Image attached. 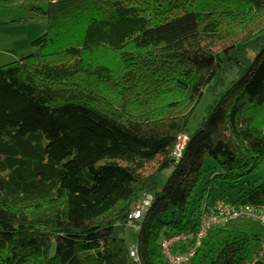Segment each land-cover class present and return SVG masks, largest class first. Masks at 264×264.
<instances>
[{
  "label": "trees",
  "instance_id": "trees-1",
  "mask_svg": "<svg viewBox=\"0 0 264 264\" xmlns=\"http://www.w3.org/2000/svg\"><path fill=\"white\" fill-rule=\"evenodd\" d=\"M23 4L48 28L0 66V264H135L136 224L141 263L169 264L161 240L196 230L215 180L264 209L248 178L264 165V0ZM205 91L218 98L193 131ZM255 222L214 225L188 264H264Z\"/></svg>",
  "mask_w": 264,
  "mask_h": 264
},
{
  "label": "rangeland",
  "instance_id": "rangeland-1",
  "mask_svg": "<svg viewBox=\"0 0 264 264\" xmlns=\"http://www.w3.org/2000/svg\"><path fill=\"white\" fill-rule=\"evenodd\" d=\"M0 66L17 60L21 55L28 53L32 49V41L44 34L48 28L46 19L39 14H35L30 10L28 4H23V0H2L0 2ZM40 4V3H39ZM4 5V6H3ZM46 7L45 2L40 4ZM235 76V70L229 73L228 80ZM222 88H219V91ZM218 98V94H213L209 91H205L204 95L194 110L191 119L189 121V127L191 130L198 128L202 117L206 114V110L210 104H213L214 100ZM215 166L213 159L208 158L204 167V173L200 184L196 190V195L192 199V206H196V215H199L198 199L202 193L203 188L207 180L210 178L209 168ZM171 173V169L166 170L161 177V183H164L166 178ZM251 181L261 182L264 179V165L254 174L248 176ZM227 183L221 180H215L213 182V190L208 197L209 205L219 198L230 196V199H234L236 192L241 185H234L233 187H227ZM230 188L229 194L223 191L224 188ZM206 197L203 199L201 208L205 205ZM227 201V200H226ZM229 202V201H228ZM231 203V202H229ZM203 210V209H202ZM257 230L263 232V226L259 222L254 223ZM138 228L136 226H129L127 229V243L132 245L136 242L138 236ZM256 245V246H255ZM253 248H257V244L254 242Z\"/></svg>",
  "mask_w": 264,
  "mask_h": 264
},
{
  "label": "built area",
  "instance_id": "built-area-1",
  "mask_svg": "<svg viewBox=\"0 0 264 264\" xmlns=\"http://www.w3.org/2000/svg\"><path fill=\"white\" fill-rule=\"evenodd\" d=\"M187 142V135L178 137V142L173 151L176 158L181 157ZM151 201L152 195H147L136 205L130 214V218L132 220L140 219L147 211ZM240 218L258 220L264 230V209H258L252 205L235 206L225 199H217L209 208L203 209L196 230L179 232L161 240L160 247L163 257L169 264H188L195 256L197 248L201 245L210 228L216 224H225ZM132 220H130V224H133ZM136 226L139 225L136 224ZM129 251L133 262L142 264L135 244L129 247ZM259 254L260 256L264 255V237L260 243Z\"/></svg>",
  "mask_w": 264,
  "mask_h": 264
},
{
  "label": "crops",
  "instance_id": "crops-1",
  "mask_svg": "<svg viewBox=\"0 0 264 264\" xmlns=\"http://www.w3.org/2000/svg\"><path fill=\"white\" fill-rule=\"evenodd\" d=\"M2 0H0V2H1ZM4 6V5H3ZM2 7V4L0 5V8Z\"/></svg>",
  "mask_w": 264,
  "mask_h": 264
}]
</instances>
